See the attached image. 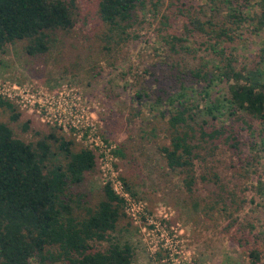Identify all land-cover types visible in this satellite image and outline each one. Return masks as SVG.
Segmentation results:
<instances>
[{
    "label": "trees",
    "instance_id": "obj_1",
    "mask_svg": "<svg viewBox=\"0 0 264 264\" xmlns=\"http://www.w3.org/2000/svg\"><path fill=\"white\" fill-rule=\"evenodd\" d=\"M252 1L96 4V15L107 28L102 37L107 54L114 50L111 45L131 39L138 12L156 18L161 81L155 80L153 96L141 88L133 97L157 113L166 141L157 146L164 168L179 179L193 210L202 215L238 213L246 204L235 193L234 176H222L207 158L218 148L240 156L244 147L264 145V36L255 53L238 54L245 32L264 30V0L256 4L259 13L245 15ZM74 26L72 0H0V53L25 43L27 56H44ZM0 108L11 113L12 121L20 117L8 102L0 100ZM139 111L132 107L130 116ZM21 125L23 132L31 131V121ZM96 173L91 149H75L72 140L54 133L27 143L0 121V264H130V245L113 238L124 218V198L106 182L90 206L78 190ZM122 185L136 195L124 179ZM248 255L257 263L256 247Z\"/></svg>",
    "mask_w": 264,
    "mask_h": 264
},
{
    "label": "rangeland",
    "instance_id": "obj_2",
    "mask_svg": "<svg viewBox=\"0 0 264 264\" xmlns=\"http://www.w3.org/2000/svg\"><path fill=\"white\" fill-rule=\"evenodd\" d=\"M72 1L75 26L56 49L29 57L23 51L26 44L19 43L0 53V88L14 97L0 100L20 115L12 121L11 113L0 108V121L27 143L54 133L72 140L75 149H91L97 173L78 188L90 206L100 199L106 182L122 196L123 179L132 186L136 195L126 196L124 218L113 234L130 245V264H264V145L244 147L240 156L218 148L208 157V166L224 177L234 176L235 193L246 204L238 213H196L157 151L166 143L161 120L148 111L147 101L133 97L141 88L153 96L155 80L161 81L156 18L138 12L131 39L111 45L114 50L107 54L102 41L107 28L96 15L97 0ZM257 2H251L245 15L259 13ZM250 30L238 46L242 58L255 53L264 36V30ZM132 107L140 110L135 117L130 116ZM27 120L31 131L23 132L21 124ZM252 247L257 263L248 255Z\"/></svg>",
    "mask_w": 264,
    "mask_h": 264
},
{
    "label": "built area",
    "instance_id": "obj_3",
    "mask_svg": "<svg viewBox=\"0 0 264 264\" xmlns=\"http://www.w3.org/2000/svg\"><path fill=\"white\" fill-rule=\"evenodd\" d=\"M21 98H22V96H20ZM5 99V98H7V99H13L12 98V96H11V94L9 93V91L8 90H4L3 88H0V99ZM112 185V184H111ZM113 187V186H112ZM114 188V187H113ZM115 190V189H114ZM115 192L117 193V191L115 190ZM118 194V193H117ZM118 195H120V194H118ZM124 195L125 196H122V195H120L122 198H124V201H125V199H126V196L128 195L125 191H124Z\"/></svg>",
    "mask_w": 264,
    "mask_h": 264
}]
</instances>
